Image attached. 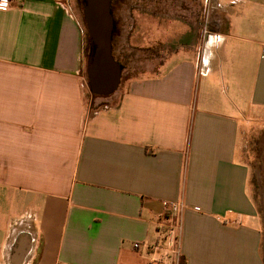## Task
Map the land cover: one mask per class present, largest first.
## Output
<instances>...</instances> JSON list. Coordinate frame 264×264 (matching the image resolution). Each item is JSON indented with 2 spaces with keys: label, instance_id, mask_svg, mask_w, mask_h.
Returning <instances> with one entry per match:
<instances>
[{
  "label": "crops",
  "instance_id": "crops-1",
  "mask_svg": "<svg viewBox=\"0 0 264 264\" xmlns=\"http://www.w3.org/2000/svg\"><path fill=\"white\" fill-rule=\"evenodd\" d=\"M213 1L206 45L109 95L89 91L65 0L0 9V264H264L243 158L245 115L264 118V0Z\"/></svg>",
  "mask_w": 264,
  "mask_h": 264
},
{
  "label": "rangeland",
  "instance_id": "rangeland-1",
  "mask_svg": "<svg viewBox=\"0 0 264 264\" xmlns=\"http://www.w3.org/2000/svg\"><path fill=\"white\" fill-rule=\"evenodd\" d=\"M65 1L67 7L82 23L88 39L81 0ZM213 2V0L205 2L113 0L111 15L114 32L111 52L123 68L119 84L129 76L152 73L168 54L174 50L189 48L182 40L192 38L195 39V43L200 44L199 47L204 43L206 45V39L211 35L208 33V23ZM245 119L247 123H243L245 134L243 158L249 167L247 189L262 223L264 256V118L260 119L253 113H247ZM166 245L165 242L158 250L162 257Z\"/></svg>",
  "mask_w": 264,
  "mask_h": 264
},
{
  "label": "water",
  "instance_id": "water-1",
  "mask_svg": "<svg viewBox=\"0 0 264 264\" xmlns=\"http://www.w3.org/2000/svg\"><path fill=\"white\" fill-rule=\"evenodd\" d=\"M113 0H81L82 16L88 37L85 72L91 94L109 95L117 88L121 67L111 52ZM24 245L18 248L23 252Z\"/></svg>",
  "mask_w": 264,
  "mask_h": 264
},
{
  "label": "built area",
  "instance_id": "built-area-1",
  "mask_svg": "<svg viewBox=\"0 0 264 264\" xmlns=\"http://www.w3.org/2000/svg\"><path fill=\"white\" fill-rule=\"evenodd\" d=\"M14 0H0V9H6L10 6V4ZM163 207L170 213L179 214L180 211L183 208V205L179 202H172V201H162ZM179 231H180V223L177 221L174 223L167 231L166 233V244L167 249H164V256L167 255V251H174V254L177 255L178 253V238H179ZM134 247H137L138 244L134 243ZM3 264H8L7 261H5Z\"/></svg>",
  "mask_w": 264,
  "mask_h": 264
},
{
  "label": "trees",
  "instance_id": "trees-1",
  "mask_svg": "<svg viewBox=\"0 0 264 264\" xmlns=\"http://www.w3.org/2000/svg\"><path fill=\"white\" fill-rule=\"evenodd\" d=\"M110 13H111V4H110ZM113 32H114V22H113V29H112V35H113ZM112 35H111V50H112ZM87 50V48H86ZM120 67L122 68V66L120 65ZM94 95V94H92Z\"/></svg>",
  "mask_w": 264,
  "mask_h": 264
}]
</instances>
